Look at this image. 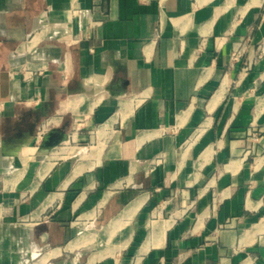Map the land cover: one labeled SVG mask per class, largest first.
Instances as JSON below:
<instances>
[{
  "label": "crops",
  "instance_id": "0c3cea01",
  "mask_svg": "<svg viewBox=\"0 0 264 264\" xmlns=\"http://www.w3.org/2000/svg\"><path fill=\"white\" fill-rule=\"evenodd\" d=\"M121 215L93 264H264V0H0V264H90Z\"/></svg>",
  "mask_w": 264,
  "mask_h": 264
},
{
  "label": "built area",
  "instance_id": "2783aa9c",
  "mask_svg": "<svg viewBox=\"0 0 264 264\" xmlns=\"http://www.w3.org/2000/svg\"><path fill=\"white\" fill-rule=\"evenodd\" d=\"M82 10L79 8H72L70 11L71 17H80L82 15ZM102 21L90 19L86 24L84 30L94 29L96 26L101 25ZM64 36H71L72 38L69 40L70 45L79 44L83 39V32H79V34L67 33ZM93 51V50H92ZM239 54L234 56V59H238ZM47 73L46 68L43 66H35L30 64H23L17 66L9 71V75L12 79H20L26 83H34L37 84L40 79H42ZM260 139V134L258 131L253 132L251 134V140L253 144H255Z\"/></svg>",
  "mask_w": 264,
  "mask_h": 264
},
{
  "label": "bare ground",
  "instance_id": "6f19581e",
  "mask_svg": "<svg viewBox=\"0 0 264 264\" xmlns=\"http://www.w3.org/2000/svg\"><path fill=\"white\" fill-rule=\"evenodd\" d=\"M129 107L130 110L132 109L131 108V103L130 102H125V103H122V107ZM126 109V108H125ZM113 120H110L109 122H107L106 124L102 125L101 128L99 129V131L97 132V137H98V140H99V145H103V143L100 141L101 137L105 136L106 133L108 132V129H110L113 125ZM105 138V137H104ZM104 142V141H103ZM45 171H43L44 173ZM41 177L43 178V174H41ZM138 201V200H137ZM133 206V205H132ZM135 206V205H134ZM133 206V207H134ZM127 211V210H126ZM126 214V213H125ZM123 215L119 216L118 218H115L111 223H109V225L107 227H105L102 231V237L105 238L107 237V239H110L109 237L113 236V234L115 233L116 230L124 227L125 224H122L121 222V217ZM129 234V233H128ZM87 238L86 236H81L80 239H85ZM99 240V239H98ZM114 240V239H113ZM113 243V242H112ZM93 258V257H92ZM94 263V258L91 259L90 261V264H93Z\"/></svg>",
  "mask_w": 264,
  "mask_h": 264
},
{
  "label": "rangeland",
  "instance_id": "374dc122",
  "mask_svg": "<svg viewBox=\"0 0 264 264\" xmlns=\"http://www.w3.org/2000/svg\"><path fill=\"white\" fill-rule=\"evenodd\" d=\"M95 146L94 144H91L89 141L86 142V146L89 147V146ZM99 149H102L103 148V145H99L98 147ZM91 150H92V147H91ZM81 151V150H80ZM75 162L77 161L76 159L74 160ZM51 167V165L47 164L45 165V167L43 168V170L47 171L49 170ZM43 174V173H42ZM100 240H103L104 243L102 244V246L100 247V250L93 256L94 258V263L100 259H103L105 258L107 255H110V253H108L107 249L110 248V246L112 245V240L110 239L108 243H106V240L105 239H100ZM114 244V243H113ZM109 245V247L107 246ZM91 258V259H93Z\"/></svg>",
  "mask_w": 264,
  "mask_h": 264
}]
</instances>
